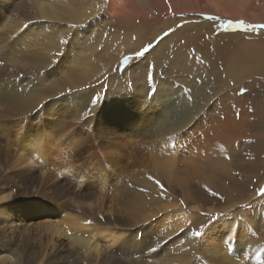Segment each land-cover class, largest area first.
Returning a JSON list of instances; mask_svg holds the SVG:
<instances>
[{
    "label": "rangeland",
    "instance_id": "1",
    "mask_svg": "<svg viewBox=\"0 0 264 264\" xmlns=\"http://www.w3.org/2000/svg\"><path fill=\"white\" fill-rule=\"evenodd\" d=\"M91 2L98 3L90 6ZM130 3L121 0L119 5ZM204 3L209 6L174 14L178 22L174 30L189 21L209 22L205 41L216 45L209 54L195 55V67L204 69L193 87L186 84L189 76L168 65L149 66L155 67V60L163 57L152 53L171 30L155 38L151 34L171 22L167 13L156 12L143 21L134 15H112L111 0H0V251L14 264H264V208L257 212L264 206V193L260 189L255 194L264 175L246 196H239L240 188L218 161L245 159L243 145L237 148L229 141L234 138L229 114L223 115L228 117L226 134L216 125L207 134L199 123L203 116L210 118L209 112L222 113L227 104L222 82L215 84L212 79L228 62L226 51L239 54L245 39L264 38V18L247 16L264 17V0H195L196 6ZM226 10L232 15L223 13ZM244 11L246 16L238 15ZM132 22L138 25L134 30ZM134 41L140 44L137 51H126L123 43ZM31 58L43 60L35 66ZM74 81L82 84L71 86ZM173 82L181 93L163 89ZM183 86L186 92L181 91ZM238 92L243 96L244 87ZM29 93L42 96L35 108L24 113L19 98ZM195 96L201 103L197 110ZM184 99H191L187 108L181 105ZM87 109L90 116L84 115ZM65 118L74 124L66 132L48 126ZM178 123L189 131L195 129L194 141L190 137L173 142L174 137L163 133L167 124ZM23 129L29 130L27 144L19 133ZM78 137L88 142L80 155L74 150ZM101 139L103 144L110 141L108 147ZM227 163L233 179L253 174L237 170L236 161ZM38 197L66 212L88 213L90 219L101 221H93L97 227L120 231V239L114 244L103 239L100 254L90 260L65 238L55 245L48 243L41 224L44 217L21 213L28 208L24 199ZM16 203L18 211H14ZM247 218L253 238L243 242L237 229L251 226ZM179 222L184 225L175 229ZM223 225L226 231L220 236L225 240L214 254L212 245H205V236L209 229ZM254 239L259 245L252 247ZM238 241L245 248L240 252Z\"/></svg>",
    "mask_w": 264,
    "mask_h": 264
},
{
    "label": "bare ground",
    "instance_id": "2",
    "mask_svg": "<svg viewBox=\"0 0 264 264\" xmlns=\"http://www.w3.org/2000/svg\"><path fill=\"white\" fill-rule=\"evenodd\" d=\"M76 1H78L80 3H86L88 0H76ZM120 1L121 0H111L110 12L112 15H118L119 14V15H122L124 17L134 15L137 18L141 17V19H144L143 21H145V19L148 21V18L152 14L155 15L156 12L169 14V16L171 17L170 18L171 22L169 24H164L162 27V30L156 28L157 30L153 31L151 34L152 37L155 38L157 35L161 34L162 32L171 30L170 34L168 36H166L156 46V48H155L156 51L152 53V55H155L156 53H158V55L163 53V57L155 60V62H158V65H155V67L153 66V63H151L149 66H152L154 69H159L158 67H160V66L168 65L165 67H169V69L171 68L172 70H174V72L180 71V72L185 74V77L189 76V80L186 79L187 80L186 84L188 86L195 87V78L198 74H202V70L204 69V66L201 68L195 67V55L198 53H199V55H202V54L206 55V54H209V52H211V49L213 51H214V49H216V45L211 43V41L210 42L205 41V35L207 34V26L210 23L206 22V21H202V22L189 21L187 24H184L182 26L179 25L178 30H174L175 26L178 23L174 17V14L176 12H182L185 14H187V13L190 14V12L191 13L195 12V10H200L201 7H205V6H209V5L207 3L205 5V3H204V4H198L196 6L195 0H171V1H165V0H131L130 5L120 6L119 5ZM96 3H98V2H91V3H89V5L93 6ZM42 9H43L44 13L46 15H48L49 11L46 9V7L43 6ZM145 9H147L148 11L144 12ZM150 10L151 11L153 10L154 12L152 11V13H151ZM172 12H173V15H172ZM220 13L222 14V12H220ZM223 13H225L227 15H232V14H230L231 13L230 10L229 11L226 10ZM81 14H82V12H80L78 14V16L82 17ZM242 14H245V15H242ZM238 15L243 17V16H246V13L244 11L243 13H239ZM247 16L253 20H260V19L263 20V18H264L261 16L249 15L248 13H247ZM142 17H144V18H142ZM112 18H114V17H112ZM14 21L12 20V22H14ZM8 22H6V23H8ZM10 22H11V20H10ZM130 26H131V29H133V30L138 27V25L135 24V22H132L130 24ZM9 28H10V26H9ZM11 30H12V28H11ZM13 31H15V30H13ZM199 31H201V32L195 36V33H198ZM29 34H31V33H29ZM261 34H264V32ZM11 35H12V33H11ZM249 35H251V34H249ZM18 36H19V34H18ZM40 38H41V36H40ZM154 38H152V39H154ZM202 40H203V42H202ZM216 40H219V45L222 44L220 39H216ZM33 41H35V40H33ZM245 41H246V44L242 47L241 52L239 54L234 53L233 50L232 51H230V50L226 51L229 53V56H227L228 62H226V64L223 66V71L221 73H217V74H214V76H212V79L214 80L215 84L217 82H222V87H223L222 89L224 91V95L226 96V101H227V102H223V103H227L225 108H224V111L222 113H215V115L213 112L208 111L210 114V118L208 119V118L203 116V117H201L200 122H199V123H201L200 124L201 128H203L205 133H207V134H208V131H213V125L221 126L219 131L222 132L223 134H226L227 133V125H226L227 119H228V117L230 118L229 123H228V127H229L230 134L232 136H234V138H231L229 141L233 142L234 144L237 143L236 144L237 148H240L241 145H243V151L245 154V159L242 160V159H239L237 157H234L233 159L227 158V157H222L220 159H222L223 161L218 160V159L217 160L221 161L222 165H223L222 167L225 168V171H228V174L230 175L228 177H229L231 183L235 184L238 188H240L239 196H246L247 195L246 192L249 189V187L251 185L259 183L262 179V176L264 175V38L250 37L248 39H245ZM35 42H37V41H35ZM28 43H30V41ZM28 43H26V44H28ZM195 44L198 45V48L196 51H195ZM240 45L241 44H239L238 46H240ZM34 46H36V45H34ZM123 46H124L126 51L136 52L137 51L136 49L140 47V44H138L136 41L124 42ZM27 47L28 46L26 45V47L24 49L26 50ZM31 47H33V46H31ZM219 47L220 46H217V48H219ZM28 49H30V47ZM31 49H33V48H31ZM35 50H37V48ZM28 52H29V50H28ZM26 54L28 55V53H26ZM34 57H35V55H34ZM31 60H32L31 64L36 66L38 64L37 62H41V60H43V59H37L36 60L37 62L34 61L35 58H31ZM239 60H242L241 64H237L239 62ZM48 61L51 62L53 60L50 59ZM166 63H168V64H166ZM185 65L190 67L189 70H186V71L183 70V69L187 68V66H185ZM213 66H215V65H213ZM217 66L219 68V64H217ZM71 72H72V74L78 75V74H76L77 71L74 69H72ZM131 72L127 73V75L129 76L131 74ZM130 80H131V82H134V78H132ZM67 83L68 82L66 81V84ZM74 83L82 84V83H80V81H74L71 84V86H73ZM243 87H244V93H242L243 96H240L238 93H240L241 91L240 92H238V91L241 90ZM64 88H65V86H64ZM163 89L166 91H170L173 95H175L177 92H180L175 87L174 82H173V84H171V85H169ZM47 90H49V89H44L43 91H47ZM59 90H62V88H59L58 90L54 89L53 91L58 92ZM181 91L186 92L187 86L181 87ZM9 93H10V91H9ZM20 94L21 93L19 92L18 95L20 96ZM40 95L42 96V93H34V94L29 93L27 96L23 94L22 98L18 97L20 99L19 109L22 112L26 113L30 109L35 108L39 103L38 101H39ZM195 95H198L197 91H195ZM42 98H44V97H42ZM221 100H222V98L219 100L218 103H221ZM10 102L8 104L11 105ZM190 103H191V99H184L181 101V105L184 108L189 107ZM10 105H9V107H10ZM200 105H201V103H200L199 99L195 96V110H197ZM168 106L173 107V104L170 103ZM13 111H14V109H13ZM9 112H11V114H12V108H9ZM15 113H17V112H15ZM227 114H229L228 117L223 116V115H227ZM16 117H18V116H16ZM53 119H55V118H52V120ZM73 125L74 124L71 123L69 121V119H67V118L62 119L60 121L55 120V121H53V123L51 125L48 124V126L58 127L61 130H64L65 132H66V129L72 128ZM225 126H226V128L224 130H222ZM185 128L188 131H184ZM20 129H22L21 126H20ZM42 130H44V128H42ZM189 130L190 129H188L186 126H184L183 124H180V123H178L177 126H173V124H167L163 133L165 135L169 136V138L174 137L173 142L178 143L179 141L189 140L190 137L192 138V141H194L195 129L192 131H189ZM28 131H29L28 129H23L20 132L18 131L20 134L23 133L25 144H27V140L29 139V137L26 136ZM193 131H194V133H192ZM80 132L82 133V130H80ZM81 133H79V137H84V139L86 137L87 140H90L88 135L85 136V135H82ZM192 134H194L193 137H192ZM109 136L110 135H108V137ZM79 137H78V139L75 138L77 146L74 150H77V155H80V153H82L83 150L85 149L84 146L88 144V142H84V139H80ZM103 141L104 140H102V139L100 140L102 145L107 146L110 144V141H106L104 144H103ZM20 143L23 144L21 139H20ZM229 160L237 162V164L235 165L237 170L247 171V172H251L253 174L251 176H248L244 180L243 179H233L231 172H230L231 165L229 163H227V162H229ZM219 165H220V162H219V164H217V166L219 167ZM223 179H225V178H223ZM263 185H264V181L262 182L261 186L258 188V190L256 191L255 194H257V192H259L260 189L263 188ZM221 191H223V190H221ZM25 193L26 192H24V194ZM86 196L89 197L91 195H89V193H88ZM18 199H20V198H18ZM23 201H25L28 204V208L22 209L21 213H26V214L28 213L29 215H33V216L38 215V216L44 217V221L41 224L44 225L43 226L44 230H45V232H47L46 238H47L48 243H52L55 245V243L60 240L59 238H65L67 240L68 245L71 246L74 250H77L79 252V254L85 260L93 259L94 257H97L100 254V252L102 250L101 242L103 241V239H108L109 241L112 242V244L116 243V241H118L120 239V236H121V234L119 233L120 231H117L113 227H101V226L97 227L93 223V221H96V222H101V221L95 220V219L94 220L90 219L91 218L90 215L88 213L82 212L81 210H74L73 213L72 212H66L64 210L59 209L55 205H53L48 199H43L40 197L24 199ZM18 208H20V207H18V204L16 203V208L14 209V211H18ZM263 208H264L263 205H262V208L257 207V212H262ZM260 209H261V211H260ZM4 212L5 211L3 210V213ZM249 220H250V218H247V220H246L251 225V226H248V228H247L248 230L247 229L238 230L235 227L238 231L240 241L244 242V241H248V240L253 238V235H252L253 225L250 223ZM243 221L240 222V224L243 223ZM10 223L11 224L14 223L13 219L11 221L10 220L8 221L9 225H10ZM183 225H184L183 223L179 222L177 224V226L175 227V229H178L179 227H181ZM234 225H236V224L235 223L231 224L232 227ZM233 229H234V227H233ZM225 231H224V225H223L222 228H219L217 230L216 229H209L206 236H205V243H206L205 245L206 246H208V244L212 245L210 247L212 248L214 254H218V252H217L218 247H220V250L222 248L221 244L223 243V241L225 239L221 238L220 233H223ZM255 237H256V235H255ZM240 241H238L239 247L241 245ZM252 242L253 243L251 244V246L252 245H259L258 240L254 239ZM241 249H245V248H242V245H241V247L238 249V251L240 252ZM37 257H40V255H38ZM71 257L73 258V256H71ZM74 258H76V257L74 256ZM0 264H14V263L8 255H6L3 251H0Z\"/></svg>",
    "mask_w": 264,
    "mask_h": 264
},
{
    "label": "snow or ice",
    "instance_id": "3",
    "mask_svg": "<svg viewBox=\"0 0 264 264\" xmlns=\"http://www.w3.org/2000/svg\"><path fill=\"white\" fill-rule=\"evenodd\" d=\"M63 43H66L67 41H62ZM144 53H137V55H143ZM125 60H127V57L125 58ZM84 115L85 116H90L91 115V109H87V110H85V112H84ZM157 183H159V182H157ZM261 192L262 193H264V189H261ZM196 235H200V233L199 232H197V233H195Z\"/></svg>",
    "mask_w": 264,
    "mask_h": 264
}]
</instances>
